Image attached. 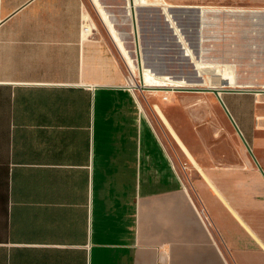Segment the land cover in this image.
<instances>
[{
  "label": "crops",
  "instance_id": "obj_1",
  "mask_svg": "<svg viewBox=\"0 0 264 264\" xmlns=\"http://www.w3.org/2000/svg\"><path fill=\"white\" fill-rule=\"evenodd\" d=\"M101 20L87 0H0V264H264L258 187L242 177L264 187L256 163L200 161L177 101L168 117L156 104L200 173L199 203ZM257 96L222 93L264 169Z\"/></svg>",
  "mask_w": 264,
  "mask_h": 264
},
{
  "label": "rangeland",
  "instance_id": "obj_2",
  "mask_svg": "<svg viewBox=\"0 0 264 264\" xmlns=\"http://www.w3.org/2000/svg\"><path fill=\"white\" fill-rule=\"evenodd\" d=\"M102 2L105 7L101 0H87L100 29H103L101 12L108 16V21H104L118 35L120 47L129 61V78L135 77L138 86H142L138 71L140 62L153 74L167 75L176 80L197 81L202 75L206 81L211 80V73L228 72L234 74L241 85H250L243 89L264 90V0H135L138 7L134 14L127 8L128 0ZM193 6H204L207 11L200 13ZM114 20L120 31L113 24ZM134 23H137V34ZM197 63L203 67V74ZM212 77L214 80L218 78L216 75ZM136 90L147 116L165 144L177 145L157 113V105L168 117L166 106L176 104L178 110L172 112V117L187 125L188 131L196 136L195 145L203 151L197 155L200 161L204 157L213 166L223 163L255 166L220 103L199 100L206 97L216 99L213 92L139 87ZM257 94L264 101V92ZM177 162L186 186L202 203L198 192L201 188L200 173L178 145ZM244 173L251 175L252 183L258 187L256 211L264 212V197L260 195L264 187L259 173L255 177L253 172H243L242 177Z\"/></svg>",
  "mask_w": 264,
  "mask_h": 264
},
{
  "label": "bare ground",
  "instance_id": "obj_3",
  "mask_svg": "<svg viewBox=\"0 0 264 264\" xmlns=\"http://www.w3.org/2000/svg\"><path fill=\"white\" fill-rule=\"evenodd\" d=\"M137 7L138 6H135V5H133V6L128 5L127 6L128 9L129 8L131 9V12L133 14H134L135 9ZM203 11H207V10L203 9ZM101 16H102L103 20L108 21V16L105 14V12L102 11ZM111 32L114 34V36L116 38L115 40H117L119 45H121V42H119V40H118L119 38H118V35L115 33V30L111 29ZM121 47H122V45H121ZM137 47H139V46H137ZM195 62H199V61L195 60ZM134 68L135 67H133V69ZM198 68H199V71L202 72V74H203V72H205V71H203V67L200 64H198ZM138 71H139L140 76L143 79L142 86L141 85L138 86V84L135 83V82H138V80L135 77L129 78V81H128L129 85H130L129 87L130 88L134 87V88H132L134 90H136L138 87L141 89H155V90L156 89L157 90L163 89V90H171V91L183 90V89H197V88H211V89H214V88L217 89L218 88L220 90H224L227 88H225V86L222 85L223 80H226L227 82H229V86H226V87H229L230 89H243L246 87H250V85H241L239 83V81L237 80V77L234 74H231L228 72H223V71L219 72V73H213V74L211 73L210 77H209V79H211V80L206 79V81H204L202 79V75H199L198 77L201 78L200 82H199V80H197V81H186L184 79L176 80V79H172V77H168L167 75H156V74H153L152 72H150L148 69H146L145 64H142L140 62H139ZM132 72L134 73L133 70H132ZM135 72H136V68H135ZM214 75H216L218 77V78L216 77L217 78L216 80H214V78L212 77ZM246 90H252V89H246ZM258 91H261V92H254V93L264 92V90H258ZM166 93L168 94V93H170V91H167Z\"/></svg>",
  "mask_w": 264,
  "mask_h": 264
},
{
  "label": "water",
  "instance_id": "obj_4",
  "mask_svg": "<svg viewBox=\"0 0 264 264\" xmlns=\"http://www.w3.org/2000/svg\"><path fill=\"white\" fill-rule=\"evenodd\" d=\"M128 1H129V4H128V5H130V6L135 5V0H128ZM101 3L103 4L102 0H101ZM103 6L105 7L104 4H103ZM134 20H135V19H134ZM134 28H135V32H136V34H137V33H138L137 23H134ZM174 31H175V30H174ZM181 32H182V31H181ZM182 34H183V33H182ZM122 35H123V37H125L124 34H122ZM183 35H184V34H183ZM137 46H138V45H137ZM137 48H138V47H137ZM137 50L139 51V48H138ZM140 81H141V82L143 81V79H142L141 76H140ZM200 81H201V78H200L199 82H200ZM201 83H202V82H201ZM222 85L225 86V87H226V86H229V82H227L226 80H223V81H222ZM183 90L200 91V92H213V93L217 96L219 102H220L221 105L223 106V108H224L225 112L227 113V115H228L230 121L232 122L234 128L236 129V132L239 134V136H240V138L242 139L243 143L245 144L247 150H248L249 153L251 154V156H252L254 162L256 163V165L258 166L259 170L261 171V173H262L263 176H264V169H263L262 165L260 164V162H259L257 156L255 155V153H254V151H253V149H252L250 143L248 142L247 138H246L245 135L243 134V132H242V130L240 129L239 125H238L237 122L235 121L233 115L231 114L229 108L227 107V105H226V103H225V101H224V99H223V97H222V93H224V92H228V91H234V92H261V91H258V90H257V91H256V90H246V89H230V88H229V89L227 88V89H224V90H220V89H218V88H217V89H216V88H214V89H211V88H197V89H183Z\"/></svg>",
  "mask_w": 264,
  "mask_h": 264
}]
</instances>
